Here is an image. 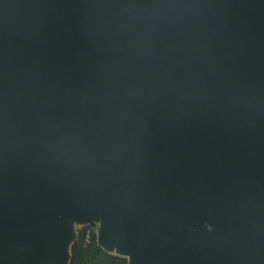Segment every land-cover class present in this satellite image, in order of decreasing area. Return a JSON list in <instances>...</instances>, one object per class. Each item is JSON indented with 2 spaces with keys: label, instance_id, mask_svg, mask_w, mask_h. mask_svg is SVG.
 I'll return each mask as SVG.
<instances>
[{
  "label": "water",
  "instance_id": "obj_1",
  "mask_svg": "<svg viewBox=\"0 0 264 264\" xmlns=\"http://www.w3.org/2000/svg\"><path fill=\"white\" fill-rule=\"evenodd\" d=\"M98 218L128 264H264V0H0V264Z\"/></svg>",
  "mask_w": 264,
  "mask_h": 264
},
{
  "label": "trees",
  "instance_id": "obj_2",
  "mask_svg": "<svg viewBox=\"0 0 264 264\" xmlns=\"http://www.w3.org/2000/svg\"><path fill=\"white\" fill-rule=\"evenodd\" d=\"M94 228L95 225L90 224L78 231L71 247L70 264H128L127 258L110 254L98 244ZM88 231H90L89 238H87Z\"/></svg>",
  "mask_w": 264,
  "mask_h": 264
},
{
  "label": "rangeland",
  "instance_id": "obj_3",
  "mask_svg": "<svg viewBox=\"0 0 264 264\" xmlns=\"http://www.w3.org/2000/svg\"><path fill=\"white\" fill-rule=\"evenodd\" d=\"M102 219L103 218H101V219L98 218V219L92 220V222H91V223H93V225H95L94 230H95L96 233H99L100 227L103 224V220ZM70 222H71V226H72V228H73V230L75 232H78L81 228L85 227L87 225V223H90V222H87V221L83 222V221L75 220V219L74 220L71 219ZM115 252H112L111 254H115Z\"/></svg>",
  "mask_w": 264,
  "mask_h": 264
},
{
  "label": "built area",
  "instance_id": "obj_4",
  "mask_svg": "<svg viewBox=\"0 0 264 264\" xmlns=\"http://www.w3.org/2000/svg\"><path fill=\"white\" fill-rule=\"evenodd\" d=\"M90 237V231H88V235H87V238H89Z\"/></svg>",
  "mask_w": 264,
  "mask_h": 264
}]
</instances>
